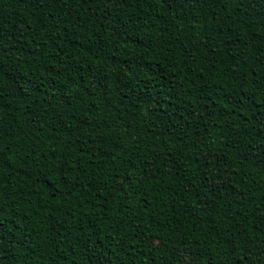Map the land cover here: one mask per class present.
<instances>
[{"label":"trees","instance_id":"16d2710c","mask_svg":"<svg viewBox=\"0 0 264 264\" xmlns=\"http://www.w3.org/2000/svg\"><path fill=\"white\" fill-rule=\"evenodd\" d=\"M0 264H264V0H0Z\"/></svg>","mask_w":264,"mask_h":264}]
</instances>
